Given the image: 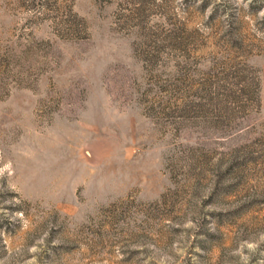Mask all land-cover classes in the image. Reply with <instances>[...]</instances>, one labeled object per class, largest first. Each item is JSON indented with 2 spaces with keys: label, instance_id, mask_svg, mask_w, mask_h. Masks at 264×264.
Returning a JSON list of instances; mask_svg holds the SVG:
<instances>
[{
  "label": "rangeland",
  "instance_id": "rangeland-1",
  "mask_svg": "<svg viewBox=\"0 0 264 264\" xmlns=\"http://www.w3.org/2000/svg\"><path fill=\"white\" fill-rule=\"evenodd\" d=\"M0 264H264V0H0Z\"/></svg>",
  "mask_w": 264,
  "mask_h": 264
}]
</instances>
